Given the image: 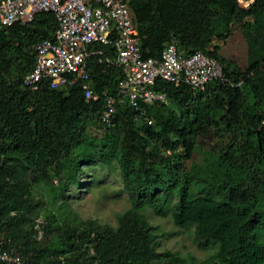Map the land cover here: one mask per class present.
Returning a JSON list of instances; mask_svg holds the SVG:
<instances>
[{
  "label": "trees",
  "instance_id": "16d2710c",
  "mask_svg": "<svg viewBox=\"0 0 264 264\" xmlns=\"http://www.w3.org/2000/svg\"><path fill=\"white\" fill-rule=\"evenodd\" d=\"M130 7L144 59L159 58L173 40L184 55L216 60L223 78L201 91L157 80L169 104L145 106V120L117 96L119 69L96 56L88 71L97 102L86 101L79 83L24 87L37 44L53 39L52 13L0 26L2 242L18 247L22 264H187L156 250L143 214L149 208L175 227H193L198 249L215 248L208 264H264V0L247 8L238 0H132ZM103 93L118 101L112 128L99 122ZM94 162L118 165L130 208L115 228L67 224L46 212L37 241L32 215L41 203L31 191L44 187L65 201Z\"/></svg>",
  "mask_w": 264,
  "mask_h": 264
},
{
  "label": "built area",
  "instance_id": "2783aa9c",
  "mask_svg": "<svg viewBox=\"0 0 264 264\" xmlns=\"http://www.w3.org/2000/svg\"><path fill=\"white\" fill-rule=\"evenodd\" d=\"M132 0H0V26L30 22L41 12L52 13L57 23L53 39L40 41L35 49L32 70L23 85L30 91L47 82L51 89L79 83L88 102L99 101L88 71V59L98 57V63L119 69L122 80L117 96L127 102L137 115L146 120L145 106H168L167 95L155 90L157 80L179 87L201 91L213 80H221L222 67L204 52L184 55L171 40L159 58L144 59L138 31L131 11ZM100 45L110 48L113 58L104 55ZM117 99L102 94L99 122L105 128L115 125ZM35 239L44 236L45 222L34 219ZM0 238V263L22 264L18 247ZM98 264V262H92Z\"/></svg>",
  "mask_w": 264,
  "mask_h": 264
},
{
  "label": "rangeland",
  "instance_id": "374dc122",
  "mask_svg": "<svg viewBox=\"0 0 264 264\" xmlns=\"http://www.w3.org/2000/svg\"><path fill=\"white\" fill-rule=\"evenodd\" d=\"M251 1L238 0V3L240 7L247 8ZM83 170L79 184L66 192L65 201L57 198L53 201L50 189L34 188L31 196L41 204L33 213L32 219L41 216L45 221L46 212H49L67 224L90 220L115 228L117 217L130 208V199L124 190L118 165L94 162L83 167ZM143 214L154 228L152 234L158 252L169 251L178 254L187 264H208L215 248L208 251L198 249L194 241L193 227H175L170 217H158L149 208H146Z\"/></svg>",
  "mask_w": 264,
  "mask_h": 264
}]
</instances>
